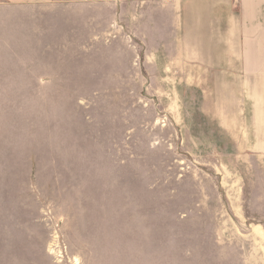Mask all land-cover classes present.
<instances>
[{
  "label": "rangeland",
  "instance_id": "obj_1",
  "mask_svg": "<svg viewBox=\"0 0 264 264\" xmlns=\"http://www.w3.org/2000/svg\"><path fill=\"white\" fill-rule=\"evenodd\" d=\"M185 4L0 23V264H264L262 110L207 80Z\"/></svg>",
  "mask_w": 264,
  "mask_h": 264
},
{
  "label": "crops",
  "instance_id": "obj_2",
  "mask_svg": "<svg viewBox=\"0 0 264 264\" xmlns=\"http://www.w3.org/2000/svg\"><path fill=\"white\" fill-rule=\"evenodd\" d=\"M49 2L0 0V23L9 22L8 14L16 8L39 11ZM185 3L189 34L199 48L206 50L200 64L205 65L207 80L216 82L221 89H241L234 94L249 95L252 109H261L264 118V0H185ZM225 118L221 115V119ZM225 121L228 122L227 118Z\"/></svg>",
  "mask_w": 264,
  "mask_h": 264
}]
</instances>
